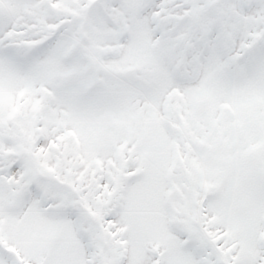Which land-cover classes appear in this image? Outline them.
<instances>
[{
	"label": "snow or ice",
	"instance_id": "snow-or-ice-1",
	"mask_svg": "<svg viewBox=\"0 0 264 264\" xmlns=\"http://www.w3.org/2000/svg\"><path fill=\"white\" fill-rule=\"evenodd\" d=\"M0 264H264V0H0Z\"/></svg>",
	"mask_w": 264,
	"mask_h": 264
}]
</instances>
